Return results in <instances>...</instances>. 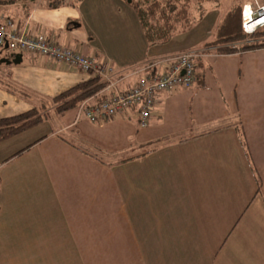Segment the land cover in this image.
<instances>
[{"label": "crops", "instance_id": "crops-1", "mask_svg": "<svg viewBox=\"0 0 264 264\" xmlns=\"http://www.w3.org/2000/svg\"><path fill=\"white\" fill-rule=\"evenodd\" d=\"M53 3L0 4V22L112 65L103 96L130 91L160 56L138 18L134 45L147 56L134 48L122 60L74 26L76 2ZM212 44L167 54L200 52L202 82L161 93L146 128L137 110L94 124L76 108L50 112L33 128L49 130L28 144L14 142L33 129L0 143V264H264V48L221 54ZM6 55L0 62L18 54ZM26 55L0 68V119L91 78Z\"/></svg>", "mask_w": 264, "mask_h": 264}, {"label": "built area", "instance_id": "built-area-1", "mask_svg": "<svg viewBox=\"0 0 264 264\" xmlns=\"http://www.w3.org/2000/svg\"><path fill=\"white\" fill-rule=\"evenodd\" d=\"M247 7L251 9L249 19H246L244 14V9ZM252 20L263 21V23L252 27ZM262 27H264V5H244L242 23L244 33L253 35ZM0 50H5L9 55H37L53 63L79 69L91 78L101 79L106 86L98 95L101 98L100 101L97 97L81 104L77 108L78 118L98 124L137 110L141 128L148 126L157 105V97L161 93H172L178 89L187 90L196 83L197 62L201 57L198 51H188L149 63L145 67L143 77L130 91L103 96L102 93L110 92L115 86V83L111 81L114 74L112 65L64 47L58 40L50 39L43 33L24 35L12 19H3L0 22Z\"/></svg>", "mask_w": 264, "mask_h": 264}, {"label": "rangeland", "instance_id": "rangeland-1", "mask_svg": "<svg viewBox=\"0 0 264 264\" xmlns=\"http://www.w3.org/2000/svg\"><path fill=\"white\" fill-rule=\"evenodd\" d=\"M70 4L77 3L80 10L81 21H75L74 26L78 25L82 33L92 34L91 44L96 50H101L105 54H111L122 60L127 58L133 59L134 55H130L128 50H136L141 52L143 56H147L144 45L135 46V38H139L140 28L139 22L134 8L130 4V0H68ZM132 3H140L144 8H148L153 1L157 0H132ZM162 5L166 6V2L162 0ZM243 0H191L192 11L191 16L194 19L191 28L188 30L186 26H178V33L173 40L166 45L154 46L152 55L156 60L168 57L169 53L179 52L185 48H195L204 44H212L215 37V28L222 20L227 11L236 3ZM254 4L261 6L264 0H250ZM256 5V4H255ZM264 30L259 28L256 32ZM247 35V34H246ZM255 35V33L253 34ZM253 35H247L252 38ZM264 41V39H260ZM259 40V41H260ZM252 41V40H251ZM260 41V42H261ZM238 46V45H237ZM148 47H152L148 44ZM150 51V50H149ZM7 53L5 50L0 54ZM177 55V54H176ZM173 56V55H171ZM27 55H24L26 58ZM135 60V59H134ZM1 63V62H0ZM14 65V64H12ZM0 68L6 69L5 64H1ZM41 116L46 119L50 112H56V106L53 102L46 103L42 108L38 109ZM51 119V118H50ZM46 123V122H44ZM48 124H44L40 128H36L21 135L14 143L18 145L28 144L32 138L41 136L45 131L49 130Z\"/></svg>", "mask_w": 264, "mask_h": 264}, {"label": "trees", "instance_id": "trees-1", "mask_svg": "<svg viewBox=\"0 0 264 264\" xmlns=\"http://www.w3.org/2000/svg\"><path fill=\"white\" fill-rule=\"evenodd\" d=\"M17 1L19 0H0V4L12 5ZM162 1L166 2V6L157 0L153 1L148 8H144L142 4L138 2L132 3L134 1L130 0V4L135 10L146 41L150 46L170 43L179 32L178 26H186V29L189 30L192 22H195L191 16V0ZM63 3L64 0H55V3L51 6ZM243 7L244 5L241 2L234 4L216 28L215 42L212 46L217 48L218 53L233 54L239 51L245 52L264 48V41L260 40L264 39V30L256 32L252 38L247 37L244 33L242 28ZM13 57L10 56L6 59L12 60ZM196 81L202 82L198 73L196 75ZM105 86L106 84L101 79L90 78L86 83L77 85L55 97L52 99V102L56 106V111L62 114L78 108L91 98L97 99L99 93ZM43 120L44 117L40 115L38 109L30 110L12 118L0 119V143L39 126Z\"/></svg>", "mask_w": 264, "mask_h": 264}, {"label": "water", "instance_id": "water-1", "mask_svg": "<svg viewBox=\"0 0 264 264\" xmlns=\"http://www.w3.org/2000/svg\"><path fill=\"white\" fill-rule=\"evenodd\" d=\"M22 60H23V55L21 54H18V55H15L12 60H9V59H3L1 61V64H6V65H11V64H14V65H20L22 63Z\"/></svg>", "mask_w": 264, "mask_h": 264}, {"label": "bare ground", "instance_id": "bare-ground-1", "mask_svg": "<svg viewBox=\"0 0 264 264\" xmlns=\"http://www.w3.org/2000/svg\"><path fill=\"white\" fill-rule=\"evenodd\" d=\"M250 8L249 7H247V8H245L244 9V14H245V17H246V19H249L250 17ZM260 23H263V21L262 22H255V20H252V27H255V26H257V25H259Z\"/></svg>", "mask_w": 264, "mask_h": 264}]
</instances>
